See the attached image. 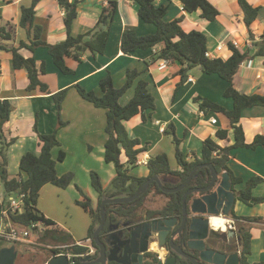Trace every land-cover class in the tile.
I'll return each mask as SVG.
<instances>
[{
  "label": "trees",
  "instance_id": "obj_1",
  "mask_svg": "<svg viewBox=\"0 0 264 264\" xmlns=\"http://www.w3.org/2000/svg\"><path fill=\"white\" fill-rule=\"evenodd\" d=\"M39 0H33L30 6L22 7L20 25L26 30L28 39L21 40L18 46L8 47L5 41L14 38L12 30L7 25L0 26V48L12 52V66L14 69H25L28 74L29 84L27 91L38 90L41 93H51L57 108V126L52 132L42 133L37 129L35 131L39 137L41 146L40 154L34 152L25 153L20 160V175L10 177L7 170L8 157L7 149L15 142L13 137L10 141L4 135V125L10 119L12 113V102L10 99H0V165L3 167L0 180L5 187L8 195L25 193V205L21 212L12 215L14 222L24 226H30L33 222L42 221L48 228L42 231L40 238L46 246L37 248L30 254H20L16 264H46L53 255L67 253L71 255L72 260L80 262L87 256L89 260L97 259L99 256V247L93 236L99 226L101 216V203L105 198L104 186L99 174L91 171V183L99 193V202L95 207L92 199L79 188L83 199H78L77 203L90 213L92 222L88 229L87 238L92 241L95 251L86 244L76 243L71 233L55 227L56 222L46 217L37 207L40 191L48 183H52L61 188H67L75 180L73 172H67L62 175L58 173V161H64L66 152L60 150L58 157L55 158L53 150L61 145L59 131L67 125V121L62 119L63 105L66 100L70 87L52 92L47 82L41 75L46 73L45 61L37 60L35 56H25L22 49L25 48L33 53L39 47H47L49 53L53 56L55 64L65 74H72L76 71V64L83 61L86 55L96 56L105 52L110 39L113 23L118 10V1L110 0L109 5L105 6L96 23V25L84 32L74 34L72 32L74 20L78 16L77 7L81 0H59L65 9L64 23L67 29V37L58 43H49L43 38L44 27L36 23V6ZM137 4V11L140 17L149 23H153L157 30L150 34H139L138 28L133 25H127L121 37V50L125 54H131L139 49H150L161 45V49L152 54L146 62L151 63L158 60H168L180 64L177 74L188 75V71L194 67H200L208 74H218L221 78L228 81L224 95L233 99V107L228 109L220 103L208 98L201 99L196 96L201 110L206 113L210 111L224 113L233 128L235 142L231 145L222 146L216 139L207 137L204 140L202 155L199 156L195 150L191 151L192 160L184 157L182 150L183 139L175 134V126L170 122L168 128H165L167 134L173 136L175 143V156L179 168L171 167L169 156L162 152L152 156L148 160L149 174L147 176H137L130 172L131 166H138L140 155L148 150V143L142 144L140 138H132L125 125V121L140 114L146 122L153 118L157 106V97L150 89V81L144 74L148 71L130 67L127 69L126 78L121 86H116L114 77L108 72L100 80V90H87L81 84H75L74 87L82 98L91 102L96 107L106 110L107 139L105 141L104 159L108 163H114L116 175L112 179V185L117 190L110 196L116 197L120 189H127V195H133L138 187L148 178L157 174L163 184L167 187L180 185L188 177L192 169L198 164H213L219 173L228 172L233 184L241 182L243 179L236 176L229 167L228 161L230 151L236 147L257 148L264 146V135H257L250 143L246 141L245 132L240 124L242 112L247 107L256 105L264 106V95L260 93H241L236 89L233 83L234 75L237 73L244 60L250 57L248 51H242L237 44L229 42L227 44L231 55L227 58L210 57L208 52V37L198 29L185 31L181 25L184 15L172 20L166 18L168 5L158 4L157 0H134ZM185 11L191 13L201 10V16L212 21L220 14L219 9L209 0H180ZM243 10V21L247 26L250 37L254 40L252 23L259 15V7L253 6L248 0H239ZM258 50L253 54L264 56V29L260 39L255 42ZM1 68V60H0ZM179 85V84H178ZM133 88V95L125 102H121L122 97ZM229 130L219 128L217 137L225 139L228 137ZM125 154L126 160H122ZM22 173L25 175L23 176ZM212 179V171L207 166L199 168L190 183L177 192H164L156 181L150 184L149 188L138 198L128 203H107L105 210L107 212V221L100 233L101 239L106 242L108 248L111 247L107 238L112 233L118 231L121 239H127L130 236V230L144 219L156 217L181 216L183 211V195L190 187H202L207 185ZM263 180L260 176H253L247 181V186L241 189L237 199L247 204H254L264 201V197L254 196L252 189ZM162 195L166 201L160 207L150 206V197ZM195 195V194H194ZM192 196H189L190 199ZM2 207L0 206V209ZM230 218L235 220L239 228L240 236L243 239V248L241 252L242 264H264V260L251 263L248 260V254L252 251L251 227L254 222H264L262 216H244L238 215L234 208L231 210ZM51 227V228H49ZM47 245H52L47 246ZM20 259V260H19ZM111 261L108 264H116ZM158 253L148 251L145 254L144 264H158ZM100 264V263H94ZM177 264H194L187 259H179Z\"/></svg>",
  "mask_w": 264,
  "mask_h": 264
},
{
  "label": "crops",
  "instance_id": "obj_2",
  "mask_svg": "<svg viewBox=\"0 0 264 264\" xmlns=\"http://www.w3.org/2000/svg\"><path fill=\"white\" fill-rule=\"evenodd\" d=\"M32 1L0 0V26L7 25L14 35L12 40L5 41L8 47L18 46L21 40L28 39L26 30L20 25V19L22 7L30 6ZM109 1L81 0L77 7L78 16L74 20L72 32L77 35L92 29L96 25L103 8L109 5ZM117 1L118 10L105 52L96 56L86 55L82 62L76 64L75 73H63L55 64L53 56L49 53L47 47H39L33 53L25 48L21 50L25 56L33 55L37 60L45 61L47 70L45 74L41 75V78L48 83L50 91L55 92L70 87L62 113L63 116H67L65 117L67 125L59 131L60 136L63 130L72 126H74L73 131L81 137H84L85 134L92 135L93 132L89 133L88 129L98 122H100V128L96 129L97 133L103 130L104 127L105 115L103 109L82 98L74 87L75 84H81L87 90L94 89L99 92L100 80L108 72H111L116 86H121L125 81L127 69L135 67L138 69H148L144 75L150 81V89L157 97L156 110L151 120L145 122L142 116L138 114L124 122L132 138H140L142 144L148 143V150L142 153L140 158L146 156L149 160L153 156L151 155L152 152L156 151V154L164 152L161 147L162 133H167L166 131L162 132L160 128L164 127L167 129L170 122L174 123L175 134L183 139L182 150L187 160L193 159L191 155L192 150H195L199 156L202 155L204 140L207 137L216 139L222 146L233 144L235 136L228 117L222 112L210 111L206 113L201 110L199 102L195 99L196 96H200L201 99L208 98L228 109L232 108L233 99L224 95L229 85L228 81L221 78L218 74L204 72L199 66L190 69L188 75L182 76L177 74L180 64L173 61L162 59L149 65L146 61L150 59L152 54L161 49V45L150 49H139L131 54L123 53L121 50V37L127 25L136 26L139 34L154 33L157 28L153 23L146 22L140 17L137 11V4L134 0ZM209 1L220 11L217 18L212 21L202 17L200 9L191 13L185 11L180 0H157V3L168 5L166 15L168 20L184 15L181 25L185 31L198 29L207 35L210 57L222 56L223 58H227L230 56L231 52L227 48L229 42L237 44L242 51H248L250 57L242 62L237 73L234 75V86L241 93H260L264 95V56H253L258 50L255 42L260 39L264 29V0H248L253 6L259 7V15L251 26L255 37L254 40L250 37L247 26L242 20L243 10L239 4V0ZM36 9V23L44 27L43 38L49 43L63 41L67 37V29L64 23L65 9L59 0H39ZM0 60V99H10L12 102V113L10 119L4 125V135L8 141L13 137L16 138L15 142L10 144L7 149V170L10 177H15L21 173L20 160L25 153L30 151L40 154L41 152L39 137L35 131L36 122L37 129L40 132H52L57 126L58 115L51 93H41L38 90L27 91L29 84L27 71L25 69L13 68L11 51L0 48ZM189 77L192 80L188 79ZM153 84L155 90L160 93L162 100L158 99L157 92L153 89ZM132 95L130 92L128 99ZM212 118L217 119L215 124L211 123ZM85 123L87 124L84 131L83 125ZM240 124L244 129L248 143L252 142L257 135H264V106L256 105L245 108L242 112ZM219 128L229 130L227 138L220 139L217 137V130ZM157 131L159 138L155 141L154 136ZM58 147L53 150L55 158L58 157L56 154L60 148ZM59 150L63 149L60 148ZM173 151L175 154V147ZM229 156V167L236 176H240L243 179L241 182L235 184L238 193L247 186V181L251 177L257 175L262 177L263 180L252 189V193L254 196L264 197V146H258L255 149L236 147L230 151ZM122 157V160L125 161V154ZM169 159L171 158L169 157ZM139 167H142L144 171L140 170L137 176H147L149 174L147 165H138ZM179 167L178 164L174 169ZM57 170L60 175L65 173L64 170L59 169L58 164ZM2 171L3 167L0 165V176ZM22 175L24 176L25 174L22 173ZM4 194V186H2L0 180V196ZM163 199L166 201V198H163L162 195L151 196L150 206L160 207L162 204L153 206V202ZM92 201L96 207L99 198L97 199V203L93 198ZM39 210L46 217L56 222L55 227L71 233L76 243L86 244L94 249L92 241L87 238L92 219L90 222L87 221V230L84 232V228L78 230L75 224H65L62 226L48 212ZM234 210L238 215L264 217V201L247 204L237 199ZM220 218L213 217L211 225L214 229L225 230L221 228L223 224L219 221L223 220V218ZM88 219L90 220V218ZM212 221L218 224L219 227L214 225ZM250 230L252 233V251L248 254V260L251 263L263 261L264 222H254ZM38 234L39 236L36 239L30 238V242L14 244L18 251V256L22 253L30 254L35 252L38 246L40 247L42 243L43 245L45 244L40 239L42 231L38 232ZM117 235L118 231L112 233L108 236L107 241L112 244L114 241L113 237H117ZM154 244H156V247H153ZM47 246L52 247V245ZM151 249H158L157 243H153ZM20 264L23 263L21 262Z\"/></svg>",
  "mask_w": 264,
  "mask_h": 264
},
{
  "label": "water",
  "instance_id": "obj_3",
  "mask_svg": "<svg viewBox=\"0 0 264 264\" xmlns=\"http://www.w3.org/2000/svg\"><path fill=\"white\" fill-rule=\"evenodd\" d=\"M207 165L212 171L211 181L202 187H190L183 195V211L181 226L174 230L177 225L178 217H156L145 220L143 226H134L130 230V236L127 239L119 237L116 245L113 248H108L100 233L103 230L107 221V212L105 205L107 203H128L141 196L150 186L156 181L159 187L167 193L177 192L185 188L192 180L195 172ZM5 190V187H4ZM195 193H200V196ZM6 194V190H5ZM190 194L195 196L188 199ZM238 190L235 184L230 180L228 172L219 173L213 164H198L196 165L183 183L175 187H167L163 184L161 178L155 174L142 183L133 195L124 197H107L101 203V222L94 232V240L99 247V256L95 260H89L87 256L80 262H75L67 253L53 255L48 264H108L115 261L120 264H144L145 253L148 251H155L152 248L153 243H157L158 251L166 248L167 236L170 235V249L171 252L166 256L165 261L159 260L158 264H177L178 256H183L189 259L194 264H241L240 251L221 253L213 248L206 247V239L209 236L211 225V218L213 216H224L230 218L231 210L236 204ZM193 214H198L192 216ZM188 224V247L200 251L199 258L204 261L202 263L191 253L186 252L180 243L175 242V236L182 235L183 228ZM143 227V228H142ZM213 228V227H212ZM230 236L233 235L232 228L227 229ZM173 232V233H172ZM121 236V235H120ZM110 244V243H109ZM111 245V244H110ZM169 246V245H168ZM163 247V248H162ZM123 249V255L118 251ZM18 257V251L14 244L2 247L0 250V264H15Z\"/></svg>",
  "mask_w": 264,
  "mask_h": 264
},
{
  "label": "rangeland",
  "instance_id": "obj_4",
  "mask_svg": "<svg viewBox=\"0 0 264 264\" xmlns=\"http://www.w3.org/2000/svg\"><path fill=\"white\" fill-rule=\"evenodd\" d=\"M153 89L155 90L154 84H153ZM130 92L133 94V88L130 89L122 97L121 102L127 101ZM155 92L157 91L155 90ZM157 95H158V99L162 100L160 93L157 92ZM103 111L105 115L104 127L103 130H101L99 133L96 132V129L100 128V122L96 123L93 127H89L88 132L89 133L93 132L92 135L85 134L84 137L79 136L76 132L73 131L74 126H72L71 128H67L66 130H63L61 136L59 132V136H60L59 139L61 142V146L59 147L67 153L64 161H58L59 169L64 170L65 173L73 172L75 174V180L66 189L59 188L52 184L45 185L41 190V195L38 202L39 209L43 210L44 212H48L51 216L56 218L58 222L61 223L62 226H64L65 224H75L78 230H80V228H84V232L87 230L86 229L87 221L89 222L91 221V216L88 211H86L82 206H80L77 203L78 199L79 200L83 199V195L79 191L78 187L82 188L83 191L91 199L93 198L94 201H96L97 203V199L99 198V193L95 190V188L92 186L91 183V171H96L102 180L105 189L104 192L105 198L109 197L113 192L117 190L112 185V179L116 175L115 165L114 163L106 162L104 159L105 141L108 136L105 131L106 118H107L106 110L103 109ZM65 117L67 116L66 115L63 116L62 114V119L64 121H65ZM86 124L87 123L83 125L84 131L86 130ZM65 127L66 126H64L63 128ZM155 134L156 135L154 136V138L155 141H157V139L159 138L158 131L155 132ZM162 138L163 139L161 141V147L163 148L164 152H166L171 158L170 159L171 167L174 169L175 167H177L178 164H177L176 156L173 151L175 147L173 136L170 134L162 133ZM181 146L183 147V145ZM59 149L56 152L57 155L60 152ZM155 152L156 151L152 152L151 155L153 156L157 155ZM140 170L144 171L142 167L138 168V166L136 167L131 166L130 168V172L133 173L134 175H137ZM127 191H128L127 189H120V191L117 193L118 196L116 197L127 196ZM163 198L165 197L163 196ZM164 201H165L164 199L155 200L153 202V206H158L164 203ZM88 218H90V220ZM30 231H31L30 238L36 239L39 236L38 232L40 231H36L33 229H31ZM220 231H222V229ZM225 231H227V229ZM8 244L12 245L10 243ZM41 246L44 247L46 246V244L43 245L42 243ZM37 248L40 249L41 247L38 246Z\"/></svg>",
  "mask_w": 264,
  "mask_h": 264
},
{
  "label": "built area",
  "instance_id": "obj_5",
  "mask_svg": "<svg viewBox=\"0 0 264 264\" xmlns=\"http://www.w3.org/2000/svg\"><path fill=\"white\" fill-rule=\"evenodd\" d=\"M206 55L210 56V53L207 52ZM188 79L192 80L191 77H189ZM216 122H217L216 118L211 119V123L215 124ZM160 130L164 132L165 128L161 127ZM138 164L147 165L148 158H146V156L144 158L143 157L139 158ZM4 196L5 194L0 196V206L2 207L0 209V239L1 240L10 244L30 242L31 229L36 231H43L44 229L48 228V226H46V224L42 221L33 222L30 226H24L20 223L14 222L12 219V215L21 212V210L25 205L26 195L25 193L12 194V195H8L6 200H4ZM235 224L236 223L234 219L228 218L224 229L226 230L228 228H234ZM93 251L94 249H92V252ZM155 252L158 253L159 260L165 261L167 252H160L157 249L155 250ZM69 256L71 257L70 254ZM46 264H48V262Z\"/></svg>",
  "mask_w": 264,
  "mask_h": 264
},
{
  "label": "flooded vegetation",
  "instance_id": "obj_6",
  "mask_svg": "<svg viewBox=\"0 0 264 264\" xmlns=\"http://www.w3.org/2000/svg\"><path fill=\"white\" fill-rule=\"evenodd\" d=\"M153 183V182H152ZM189 189V188H188ZM187 189V190H188ZM186 192V191H185ZM196 195H198V197L200 196V193H195ZM189 196H195L194 194H190ZM110 197V196H109ZM144 215V219L142 221V223L145 221V220H149L147 219V216L145 213H143ZM190 214L192 216H195V215H198V214H193L191 211H190ZM182 216L181 215L180 217L179 216H168V217H178V222H177V225L174 227V230L175 231L176 229H178L180 226H181V222H182ZM141 222H139L137 225L138 226H143ZM212 223L214 225H216L217 227H219L216 223H214L212 221ZM136 225V226H137ZM188 224L185 225V227L183 228V233L182 235H176L175 236V242L177 243H180V245L183 247V249L188 252V253H191L194 257H196V259H198L199 261H201L202 263H205L204 261H202L199 256H200V251L198 250H195V249H191L188 247ZM143 228V227H142ZM210 233H209V236L208 238L206 239V247L207 248H213L215 249L216 251H219L221 253H225V252H235V251H240V253L242 252V248H243V239L241 238L240 236V231H239V228L238 226L235 224L234 228H232L234 230V233L233 235L230 236L228 230L225 231V230H218V229H214V228H210ZM173 233V232H172ZM170 235L169 234L167 236V244H166V248L168 249H161L162 251L161 252H167V255L170 254V253H173L175 254L174 252H171V249H170V245H171V242H170ZM120 237V234L118 233L117 237H113L114 241L113 243L111 244V247L110 248H113L114 245L118 244L117 241ZM169 245V246H168ZM5 246H10L7 242L3 241L0 239V250L2 247H5ZM94 248V247H93ZM94 251H95V248H94ZM93 251V252H94ZM118 253L120 255H123V249L121 248ZM146 254V253H145ZM242 257V256H241ZM184 259L186 260L187 258L183 257V256H178V261L179 259ZM145 259V258H144ZM95 260V259H94ZM188 261H190L189 259H187ZM17 263V259H16V262L15 264ZM178 263V262H177ZM120 264V263H118ZM206 264V263H205ZM241 264H242V260H241Z\"/></svg>",
  "mask_w": 264,
  "mask_h": 264
},
{
  "label": "bare ground",
  "instance_id": "obj_7",
  "mask_svg": "<svg viewBox=\"0 0 264 264\" xmlns=\"http://www.w3.org/2000/svg\"><path fill=\"white\" fill-rule=\"evenodd\" d=\"M213 217H221V218H223V220H220V219H221V218H220V219H219V220H220L219 222H221V224H223V225L221 226V228L224 229L225 224H226V221H227L226 218H225L224 216H213ZM213 217H212V218H213ZM212 218H211V219H212ZM217 220H218V219H217ZM224 221H225V222H224ZM217 225H218V224H217ZM153 247H156V244H154Z\"/></svg>",
  "mask_w": 264,
  "mask_h": 264
}]
</instances>
